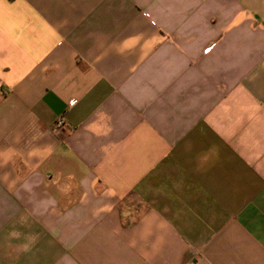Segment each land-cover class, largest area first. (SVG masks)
I'll use <instances>...</instances> for the list:
<instances>
[{
  "label": "crops",
  "instance_id": "obj_1",
  "mask_svg": "<svg viewBox=\"0 0 264 264\" xmlns=\"http://www.w3.org/2000/svg\"><path fill=\"white\" fill-rule=\"evenodd\" d=\"M0 264H264V0H0Z\"/></svg>",
  "mask_w": 264,
  "mask_h": 264
},
{
  "label": "built area",
  "instance_id": "obj_2",
  "mask_svg": "<svg viewBox=\"0 0 264 264\" xmlns=\"http://www.w3.org/2000/svg\"><path fill=\"white\" fill-rule=\"evenodd\" d=\"M207 49H208V48H206L205 50H207ZM71 103H73V101H71ZM63 125H64V121H63V119H62V118H59V119H57V120L55 121L53 129H54L55 131H58V130L62 129Z\"/></svg>",
  "mask_w": 264,
  "mask_h": 264
}]
</instances>
